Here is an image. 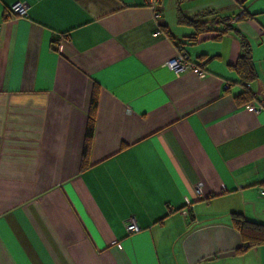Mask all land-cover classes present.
<instances>
[{
	"label": "crops",
	"instance_id": "obj_1",
	"mask_svg": "<svg viewBox=\"0 0 264 264\" xmlns=\"http://www.w3.org/2000/svg\"><path fill=\"white\" fill-rule=\"evenodd\" d=\"M19 2L26 16H11ZM180 10L229 18L264 94V0ZM176 16L177 0H0V264H264V245L235 253L230 224H264V100L234 101L233 32L209 25L188 44ZM179 54L197 71L165 66Z\"/></svg>",
	"mask_w": 264,
	"mask_h": 264
},
{
	"label": "trees",
	"instance_id": "obj_2",
	"mask_svg": "<svg viewBox=\"0 0 264 264\" xmlns=\"http://www.w3.org/2000/svg\"><path fill=\"white\" fill-rule=\"evenodd\" d=\"M182 1L183 0H177L176 21L179 25H185L192 28L193 33L185 38V41L188 44H194L197 41V37L208 30L209 25L222 26V31L218 33V36L216 38H220L228 32H233V34L238 37L240 41V54L237 58L236 63L232 67V70L238 76V82L242 86V91L234 97V101L239 106L251 102L255 97L253 98L251 93L249 92L248 84L255 80L256 74L253 69L251 60V48L247 39L229 25V18L218 17L214 14L213 11H206L203 14H199L197 16L195 15L193 17L184 16L180 10V4ZM206 17H213V19L208 23L207 21H203V19ZM158 30L159 32L166 35L169 39H172L171 35L164 25L159 26ZM179 44L180 43H178V45ZM180 50V47H178L179 52ZM96 104V94L93 93L90 99L89 117L85 129V137L82 147L80 166L81 171H84L88 165V154L94 129ZM230 224L240 234L242 240L241 246L235 250L236 254H243L252 247L264 245V224L249 222L245 220L241 215L237 214L230 215Z\"/></svg>",
	"mask_w": 264,
	"mask_h": 264
},
{
	"label": "built area",
	"instance_id": "obj_3",
	"mask_svg": "<svg viewBox=\"0 0 264 264\" xmlns=\"http://www.w3.org/2000/svg\"><path fill=\"white\" fill-rule=\"evenodd\" d=\"M159 0H143L144 5L151 7L154 9L156 5L158 4ZM28 10V5L25 2H19L13 4L10 9H9V14L11 16L15 17H24L26 16ZM165 66L175 72L176 74L185 72V71H192L196 70L197 71V65L192 64L188 62L186 57L182 54H179L176 58L170 59L165 63ZM199 77H203V73L198 72ZM258 99H254L252 103H250L249 108L254 112V113H259L263 109V98L264 94L259 93L258 94ZM198 190V188H197ZM259 194L261 197L264 198V188H262L259 191ZM262 214L264 215V208L261 210ZM123 227L124 230L126 231L127 234H134L138 232V227L136 225V222L133 217L127 218L123 222Z\"/></svg>",
	"mask_w": 264,
	"mask_h": 264
}]
</instances>
